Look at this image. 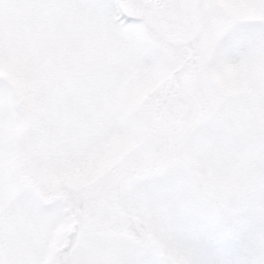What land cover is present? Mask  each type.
<instances>
[{
  "label": "snow or ice",
  "instance_id": "snow-or-ice-1",
  "mask_svg": "<svg viewBox=\"0 0 264 264\" xmlns=\"http://www.w3.org/2000/svg\"><path fill=\"white\" fill-rule=\"evenodd\" d=\"M0 264H264V0H0Z\"/></svg>",
  "mask_w": 264,
  "mask_h": 264
}]
</instances>
